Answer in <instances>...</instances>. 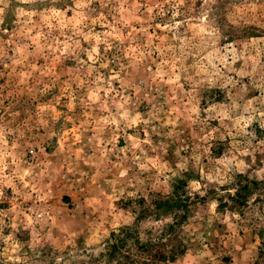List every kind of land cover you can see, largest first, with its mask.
<instances>
[{"label": "rangeland", "instance_id": "obj_1", "mask_svg": "<svg viewBox=\"0 0 264 264\" xmlns=\"http://www.w3.org/2000/svg\"><path fill=\"white\" fill-rule=\"evenodd\" d=\"M123 227L264 264V0H0V264H125Z\"/></svg>", "mask_w": 264, "mask_h": 264}, {"label": "trees", "instance_id": "obj_2", "mask_svg": "<svg viewBox=\"0 0 264 264\" xmlns=\"http://www.w3.org/2000/svg\"><path fill=\"white\" fill-rule=\"evenodd\" d=\"M178 197L166 198V200L156 199L155 203L161 209L171 201H177ZM175 203V202H174ZM181 220L185 215L176 214ZM178 220V219H176ZM167 227L173 229V224H168ZM167 230H163L160 235L156 238H150L147 241H141L137 232L133 227H123L118 233H113V241L110 242V255L117 256L123 252L125 247H128L130 240H134L136 249L138 252L134 253L133 249H128L125 264H155L158 261H169L175 260L178 255L185 251L184 243L173 244L169 247L167 242L168 238L165 239ZM141 251L142 255L139 253ZM119 264H124L122 259H119Z\"/></svg>", "mask_w": 264, "mask_h": 264}]
</instances>
